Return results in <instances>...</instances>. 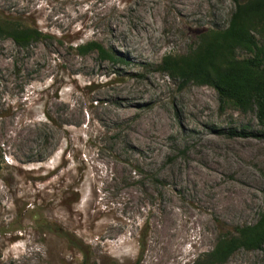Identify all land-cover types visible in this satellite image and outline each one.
Returning <instances> with one entry per match:
<instances>
[{"label": "rangeland", "instance_id": "374dc122", "mask_svg": "<svg viewBox=\"0 0 264 264\" xmlns=\"http://www.w3.org/2000/svg\"><path fill=\"white\" fill-rule=\"evenodd\" d=\"M235 9L234 0H0L1 16L49 35L25 48L0 38V264H82L48 222L90 246L87 264H191L221 233L257 223L256 111L158 67L195 49L202 30L227 28ZM89 41L129 63L75 51ZM210 164L218 176L205 183ZM236 190L241 211L218 208ZM224 264H264V248H240Z\"/></svg>", "mask_w": 264, "mask_h": 264}, {"label": "trees", "instance_id": "16d2710c", "mask_svg": "<svg viewBox=\"0 0 264 264\" xmlns=\"http://www.w3.org/2000/svg\"><path fill=\"white\" fill-rule=\"evenodd\" d=\"M234 1L236 9L227 28L202 30L195 49L181 56L166 55L158 67L181 80V84L194 81L212 86L222 104L242 111L255 110L264 127V0ZM48 36L38 28L22 24L19 19L0 15V38H11L22 48ZM74 49L80 55L96 52L103 60L129 63L124 55L98 41L82 42ZM239 49L248 51V57H239ZM233 133L245 137L254 135L245 131ZM46 227L77 249L83 256L82 264H87L91 255L88 244L55 223L48 222ZM20 229L2 232L11 234ZM141 248L145 249L144 243ZM240 248H264V213L254 225L236 227L235 235L221 233L214 249L191 264H224Z\"/></svg>", "mask_w": 264, "mask_h": 264}, {"label": "bare ground", "instance_id": "6f19581e", "mask_svg": "<svg viewBox=\"0 0 264 264\" xmlns=\"http://www.w3.org/2000/svg\"><path fill=\"white\" fill-rule=\"evenodd\" d=\"M194 0H189V3H192ZM197 2V1H196ZM197 4V3H196ZM191 5V4H190ZM193 5V4H192ZM191 5V6H192ZM213 164H210V166L208 167V169L206 171H202L200 174L202 175L201 179L202 181H204L206 183V181L208 180H215L217 179L216 177L218 176L217 174V169L214 166H211ZM209 182V181H208ZM211 182V181H210ZM245 191H238L236 190L235 192H227V194H223L222 198V202H221V206H219L218 208L222 207L225 209H230L232 211H241V207L246 200V196H245ZM247 193V191H246ZM247 195V194H246ZM248 196V195H247ZM249 199V198H248ZM219 200V199H218ZM248 201V200H247ZM219 210V209H218ZM223 211V210H222ZM184 227V226H183ZM184 230V229H183ZM179 235V234H178ZM171 254L174 255V253H178V255H181L180 252V246L176 245L175 247H173L171 249Z\"/></svg>", "mask_w": 264, "mask_h": 264}]
</instances>
